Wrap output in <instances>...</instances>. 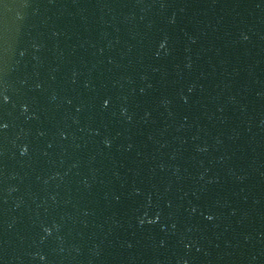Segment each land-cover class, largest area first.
<instances>
[{"label":"water","instance_id":"obj_1","mask_svg":"<svg viewBox=\"0 0 264 264\" xmlns=\"http://www.w3.org/2000/svg\"><path fill=\"white\" fill-rule=\"evenodd\" d=\"M0 264H264V0H0Z\"/></svg>","mask_w":264,"mask_h":264}]
</instances>
